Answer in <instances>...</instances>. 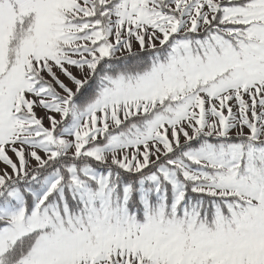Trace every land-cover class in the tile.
Instances as JSON below:
<instances>
[{"label":"snow or ice","instance_id":"snow-or-ice-1","mask_svg":"<svg viewBox=\"0 0 264 264\" xmlns=\"http://www.w3.org/2000/svg\"><path fill=\"white\" fill-rule=\"evenodd\" d=\"M0 264H264V0H0Z\"/></svg>","mask_w":264,"mask_h":264}]
</instances>
